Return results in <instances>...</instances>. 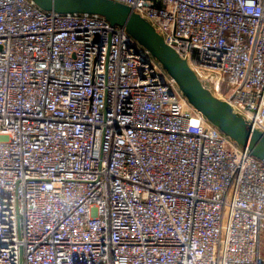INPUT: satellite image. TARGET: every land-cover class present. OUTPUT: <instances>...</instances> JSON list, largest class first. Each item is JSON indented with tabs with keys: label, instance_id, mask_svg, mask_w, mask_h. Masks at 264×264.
<instances>
[{
	"label": "built area",
	"instance_id": "2783aa9c",
	"mask_svg": "<svg viewBox=\"0 0 264 264\" xmlns=\"http://www.w3.org/2000/svg\"><path fill=\"white\" fill-rule=\"evenodd\" d=\"M109 1L264 136V0ZM262 234L264 162L124 28L0 0V264H264Z\"/></svg>",
	"mask_w": 264,
	"mask_h": 264
},
{
	"label": "water",
	"instance_id": "95a60500",
	"mask_svg": "<svg viewBox=\"0 0 264 264\" xmlns=\"http://www.w3.org/2000/svg\"><path fill=\"white\" fill-rule=\"evenodd\" d=\"M43 12L61 15H94L126 33L145 48L174 80L190 105L226 137L247 149L252 157L264 162V136L251 133L247 124L230 107L207 91L190 69L154 32L150 25L128 7L109 0H31Z\"/></svg>",
	"mask_w": 264,
	"mask_h": 264
},
{
	"label": "rangeland",
	"instance_id": "374dc122",
	"mask_svg": "<svg viewBox=\"0 0 264 264\" xmlns=\"http://www.w3.org/2000/svg\"><path fill=\"white\" fill-rule=\"evenodd\" d=\"M216 90L222 95L223 97H227L230 93V89L227 88V85L225 83L217 86ZM264 235V234H262ZM260 254L264 257V236L261 239V247H260Z\"/></svg>",
	"mask_w": 264,
	"mask_h": 264
},
{
	"label": "bare ground",
	"instance_id": "6f19581e",
	"mask_svg": "<svg viewBox=\"0 0 264 264\" xmlns=\"http://www.w3.org/2000/svg\"><path fill=\"white\" fill-rule=\"evenodd\" d=\"M203 87L206 89L207 85L205 82H202Z\"/></svg>",
	"mask_w": 264,
	"mask_h": 264
}]
</instances>
